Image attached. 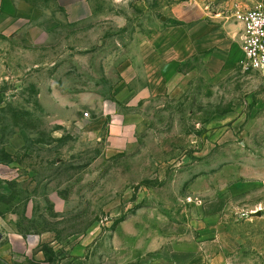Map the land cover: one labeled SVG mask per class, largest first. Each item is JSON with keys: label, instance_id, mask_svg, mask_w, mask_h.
<instances>
[{"label": "rangeland", "instance_id": "1", "mask_svg": "<svg viewBox=\"0 0 264 264\" xmlns=\"http://www.w3.org/2000/svg\"><path fill=\"white\" fill-rule=\"evenodd\" d=\"M19 1L0 17V216L34 264H264V77L208 53L163 72L152 38L186 0H88L80 21Z\"/></svg>", "mask_w": 264, "mask_h": 264}, {"label": "crops", "instance_id": "2", "mask_svg": "<svg viewBox=\"0 0 264 264\" xmlns=\"http://www.w3.org/2000/svg\"><path fill=\"white\" fill-rule=\"evenodd\" d=\"M60 5L69 20L80 21L87 17L88 0H51ZM186 0L173 7L165 25L155 33L152 44L164 70L174 68L184 58L208 53V70L233 67L243 60L237 33L239 25L225 22L219 10L221 0H207L211 9L204 11L201 3ZM217 5V6H216ZM231 6V4H229ZM22 8L19 0H0V17L16 13ZM165 65L167 66L165 68ZM124 90L118 92L122 95ZM11 226L0 216V264H34L33 245L28 238L9 231Z\"/></svg>", "mask_w": 264, "mask_h": 264}, {"label": "built area", "instance_id": "3", "mask_svg": "<svg viewBox=\"0 0 264 264\" xmlns=\"http://www.w3.org/2000/svg\"><path fill=\"white\" fill-rule=\"evenodd\" d=\"M224 1L239 25L237 37L246 67L264 77V0Z\"/></svg>", "mask_w": 264, "mask_h": 264}]
</instances>
